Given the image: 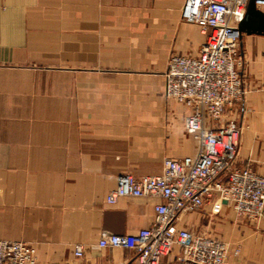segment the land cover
I'll return each mask as SVG.
<instances>
[{"label": "crops", "instance_id": "1", "mask_svg": "<svg viewBox=\"0 0 264 264\" xmlns=\"http://www.w3.org/2000/svg\"><path fill=\"white\" fill-rule=\"evenodd\" d=\"M185 1L0 0V240L33 246L39 264H138L98 243L114 235L106 212L125 214L123 235L155 220L159 199L107 204L121 175L159 176L166 159L198 154L190 110L165 94L170 57L206 41L182 21ZM242 43L238 164L264 173V36ZM181 226L227 242V264H264V219L206 205Z\"/></svg>", "mask_w": 264, "mask_h": 264}, {"label": "built area", "instance_id": "2", "mask_svg": "<svg viewBox=\"0 0 264 264\" xmlns=\"http://www.w3.org/2000/svg\"><path fill=\"white\" fill-rule=\"evenodd\" d=\"M249 0H186L182 21L196 25L206 41L196 56L172 55L165 94L186 106L188 135L198 143L195 157L168 158L159 176L123 174L107 197L159 199L149 228L132 235H105L100 249L132 251L138 264H227L229 247L204 231L181 226L185 213L212 205L229 207L241 220L257 223L264 216V173L238 164L242 135L230 116L247 91L241 76L243 58L239 25ZM264 9V0L256 3ZM83 246L74 255L84 257ZM0 264H39L36 249L24 242L0 240Z\"/></svg>", "mask_w": 264, "mask_h": 264}, {"label": "water", "instance_id": "3", "mask_svg": "<svg viewBox=\"0 0 264 264\" xmlns=\"http://www.w3.org/2000/svg\"><path fill=\"white\" fill-rule=\"evenodd\" d=\"M258 0H249L245 15L239 25L242 41L245 36H264V11L260 10L256 3ZM125 214L120 212H106L105 230L114 235L124 234Z\"/></svg>", "mask_w": 264, "mask_h": 264}, {"label": "rangeland", "instance_id": "4", "mask_svg": "<svg viewBox=\"0 0 264 264\" xmlns=\"http://www.w3.org/2000/svg\"><path fill=\"white\" fill-rule=\"evenodd\" d=\"M244 63V62H243ZM243 68H244V64H243ZM246 91H247V94H246V97L251 93V90L248 88V87H246ZM246 97H245V99H246ZM245 99L243 100V102L245 101ZM242 102V103H243ZM232 118V117H231ZM240 126H242V125H240ZM247 130H249L248 129V127H246V126H242V133H243V131L244 132H246ZM257 171V170H256ZM260 173V172H259ZM237 217V216H236ZM238 218V217H237ZM239 219V218H238ZM264 219V216L258 221V222H261L262 220ZM257 222V223H258ZM223 241V240H222ZM224 242V241H223ZM225 244H227L228 245V243L227 242H224ZM228 247H229V250H230V245H228Z\"/></svg>", "mask_w": 264, "mask_h": 264}]
</instances>
